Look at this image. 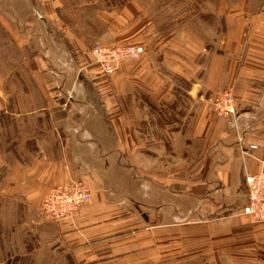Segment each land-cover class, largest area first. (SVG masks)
I'll return each mask as SVG.
<instances>
[{
    "label": "crops",
    "instance_id": "1",
    "mask_svg": "<svg viewBox=\"0 0 264 264\" xmlns=\"http://www.w3.org/2000/svg\"><path fill=\"white\" fill-rule=\"evenodd\" d=\"M63 1L0 0V35L12 44L7 63L16 74L22 58L31 80L27 100L14 88L6 95L0 83V115H12L16 140L10 164L0 142V167L7 165L1 199L29 209L55 184L86 182L90 202L53 226L72 264H264V223L241 212L246 175L264 162V0H202L194 9L201 15L167 21L149 14L147 4L127 0L93 8L97 22L83 30ZM164 7L161 0L156 9ZM91 42L147 48L138 60L103 74ZM70 59L76 72L65 87L50 70L59 72ZM224 88L237 103L227 118L211 108ZM132 91L151 107L186 93L190 113L167 132L166 143L162 115L140 116L154 124L149 131L134 124L128 111L134 101L121 98ZM5 121L0 116V134L8 138ZM78 129L85 134L74 135ZM111 129L129 160L124 172L141 179L138 189L151 200L183 204L181 210L187 205L183 215L166 220L162 213L153 219L128 211L100 175L71 166L72 154L94 148L87 139L107 138Z\"/></svg>",
    "mask_w": 264,
    "mask_h": 264
},
{
    "label": "rangeland",
    "instance_id": "2",
    "mask_svg": "<svg viewBox=\"0 0 264 264\" xmlns=\"http://www.w3.org/2000/svg\"><path fill=\"white\" fill-rule=\"evenodd\" d=\"M125 1L127 0H64L63 2L64 4H67L69 9L67 13L70 14L73 20L78 24V28H82L81 30H83V28H88L92 23L97 22V18L94 15L95 10L93 8L112 7L120 5ZM138 1L147 4L148 13L154 18L157 17V19L165 21H167V18L172 17L187 19L194 14H198V16L199 14H202V12L194 10L195 8L200 9L199 2L202 0H163L165 1V7L160 11L156 9V6L161 0ZM161 30L167 32L169 31V28L162 27ZM93 43L94 42H91V44ZM117 44L124 45L140 43H111V45ZM84 45L88 46L89 44L85 43ZM140 45L144 47V52L141 54L143 55L147 47L143 44ZM11 51L12 44L10 40L5 38V35H0V83L1 80H3L5 88H7L6 95L8 93L11 94L14 88L16 90L14 94L18 93L20 100H27L29 94L27 91V85L31 80L21 63L22 58L19 64L20 67L17 68L19 69L18 73H12V67L7 63L9 62L8 54H10ZM20 54L22 57L25 53L24 51H20ZM138 59L128 61H136ZM50 71L55 79L59 80L58 82H60V85L66 87L73 82L76 67L72 59H70V61L67 60L65 67L62 70H59V72L54 68ZM75 79L77 80V78ZM78 90L79 89H75L74 94H76ZM36 97L38 99L37 95ZM121 98L123 100L124 98L128 99L127 101H129V99L134 101L133 105L128 107V111H132V117L137 118V122L134 124L138 129L141 127L145 130L144 128L147 127V130L149 131L154 125L152 123L147 124V122H145L146 119H143L145 123L142 121L140 122V116L142 117L150 114L155 116L156 113H158V116L162 115L163 122H158V125L162 123L161 125H163L165 130V143L167 132H171L174 128L181 127L191 110V102L188 100L185 92H183L182 95L173 94L168 101L164 100L163 106H160L159 104V106L153 105L151 107L149 106V103L140 105L137 101L146 100L147 98L139 91H132L127 98L126 93H123ZM6 101H8V99H5V102ZM0 116H2L4 121L6 120L4 134L8 137L5 138L0 134V142L2 145L4 143L6 146L4 158H6V160L9 159L10 164V161L16 158V156L11 154L14 149L13 146L16 145V140L13 138L14 135L11 130L12 115L5 113ZM30 119L35 120V116L30 117ZM92 129L93 127H90L88 130L92 131ZM16 130L17 127L15 133H17ZM75 134L78 137L79 134L85 133L78 129V133L74 132V135ZM86 134L90 136L96 135L93 132ZM74 135L73 142L76 138H74ZM97 136L98 137L86 140L87 144L93 145V149L85 151L82 155L72 154L70 164L77 169L78 174L79 171H94L100 175L107 184L111 185V191L116 193L119 204L128 209V211L138 215L143 213V215L146 214L154 219L158 214L162 213L168 217L166 220L176 219V217L183 215L187 205H185V209L181 210L180 208H182L183 204H177L176 208L174 203L170 200L166 202L151 200L148 196H145L143 189H138L139 180L141 179L136 180L132 177L131 172H124L125 167L127 168L128 166L129 160L127 155L119 149L121 144L118 142V137L112 129L107 138L102 133H98ZM137 136V142H144V138H141L143 140H140L139 133H137ZM101 143H105L103 148L100 147ZM6 169L7 165L0 167V186L2 177L7 173ZM130 195L136 200V202L132 201ZM1 196L2 195L0 194V264H72L69 254L62 249L59 242L56 230L53 227L55 223L46 221L40 212V202L44 195L40 198L37 205L32 206L29 209H23L21 207L20 210L15 205L17 201L14 200L13 203H11V200L6 198L1 199ZM82 207L83 206H80L79 209ZM79 209L64 219L74 218ZM177 209H179V211ZM254 222L264 223V221Z\"/></svg>",
    "mask_w": 264,
    "mask_h": 264
},
{
    "label": "built area",
    "instance_id": "3",
    "mask_svg": "<svg viewBox=\"0 0 264 264\" xmlns=\"http://www.w3.org/2000/svg\"><path fill=\"white\" fill-rule=\"evenodd\" d=\"M90 52L93 62L101 72L111 74L123 61L138 59L144 52V47L140 44L104 45L97 42L91 46ZM236 107L237 103L230 88L218 91L211 101L212 110L221 118L234 115ZM245 180L248 199L241 212L253 221H264V162L258 172L247 174ZM90 200L88 184L81 179H70L48 189L41 199L40 212L46 221L58 223Z\"/></svg>",
    "mask_w": 264,
    "mask_h": 264
}]
</instances>
